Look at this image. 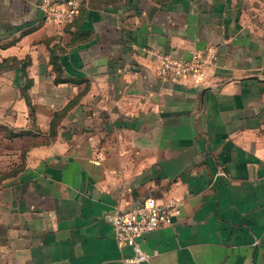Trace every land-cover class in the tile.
<instances>
[{
  "label": "crops",
  "instance_id": "0c3cea01",
  "mask_svg": "<svg viewBox=\"0 0 264 264\" xmlns=\"http://www.w3.org/2000/svg\"><path fill=\"white\" fill-rule=\"evenodd\" d=\"M47 1L0 0V264H131L110 219L148 198L182 207L142 264H264V0Z\"/></svg>",
  "mask_w": 264,
  "mask_h": 264
},
{
  "label": "built area",
  "instance_id": "2783aa9c",
  "mask_svg": "<svg viewBox=\"0 0 264 264\" xmlns=\"http://www.w3.org/2000/svg\"><path fill=\"white\" fill-rule=\"evenodd\" d=\"M81 0H66L63 3L47 1L43 6L45 19L57 25L73 23L81 14ZM158 64V74L165 82L183 85L205 82L207 71L216 65L213 49L195 51L188 59H175L163 53L154 54ZM223 175V173H219ZM182 204L179 201L159 203L148 198L129 210L121 211L111 217V225L117 243L122 247H130L135 256L131 264H142L149 261L151 255L145 253L141 244L144 238L170 225L174 218L181 214Z\"/></svg>",
  "mask_w": 264,
  "mask_h": 264
}]
</instances>
